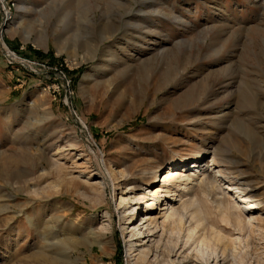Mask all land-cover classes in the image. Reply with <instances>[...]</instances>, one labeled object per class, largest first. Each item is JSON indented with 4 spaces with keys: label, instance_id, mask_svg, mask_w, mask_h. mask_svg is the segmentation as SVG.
Listing matches in <instances>:
<instances>
[{
    "label": "rangeland",
    "instance_id": "374dc122",
    "mask_svg": "<svg viewBox=\"0 0 264 264\" xmlns=\"http://www.w3.org/2000/svg\"><path fill=\"white\" fill-rule=\"evenodd\" d=\"M213 151L261 202L225 263L264 264V0H0V264H142L145 204Z\"/></svg>",
    "mask_w": 264,
    "mask_h": 264
},
{
    "label": "bare ground",
    "instance_id": "6f19581e",
    "mask_svg": "<svg viewBox=\"0 0 264 264\" xmlns=\"http://www.w3.org/2000/svg\"><path fill=\"white\" fill-rule=\"evenodd\" d=\"M71 62L73 63L74 60L71 59ZM247 121L257 128L262 120L250 115ZM217 163L223 164L218 167ZM228 164L229 161L220 159L218 153L213 151L209 165H202L196 161L188 165L189 167L169 171L162 179L160 187L152 193L149 199L151 202L144 201L150 196L149 192L134 197L135 204L142 201L146 203L147 214H150L157 204L160 206V216L147 215L142 219H145L143 224L148 227L147 233H149L145 236L149 237L145 244H140L143 239L141 232L128 234L127 243L131 251L130 255L134 256L136 262L152 264L150 255L154 251V241L150 238L156 239L157 229L160 228L161 234L156 244L161 249L160 254L155 257L154 264H173L170 260L173 254L181 257L182 264H190L192 256L188 250L198 243L214 246L217 250L215 258H218L221 253L224 264H226L225 261L229 258L226 255L227 250L228 252L234 251L233 245L241 241V237L236 236V233H242L252 226L254 210L261 203L254 199L255 196L251 195L250 191H247L248 185L242 177V171L230 170ZM157 172V170L153 171V179L157 177ZM198 193L201 194V198ZM232 193L237 195L239 200L234 199ZM204 197L207 204H215L223 221L231 227L232 233L227 234L215 223H208L210 211L204 207ZM129 200L121 199L120 205L123 204L121 213L122 215L130 214L129 217L132 219L136 215V207L130 206ZM207 228L212 230V237L205 234ZM91 234L97 236L94 231Z\"/></svg>",
    "mask_w": 264,
    "mask_h": 264
}]
</instances>
